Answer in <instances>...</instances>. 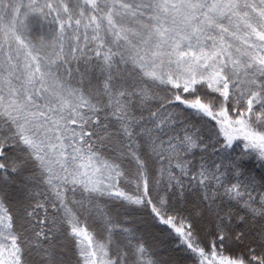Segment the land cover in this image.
I'll use <instances>...</instances> for the list:
<instances>
[{
    "label": "snow or ice",
    "instance_id": "6c2138e0",
    "mask_svg": "<svg viewBox=\"0 0 264 264\" xmlns=\"http://www.w3.org/2000/svg\"><path fill=\"white\" fill-rule=\"evenodd\" d=\"M0 264H264V0H0Z\"/></svg>",
    "mask_w": 264,
    "mask_h": 264
}]
</instances>
